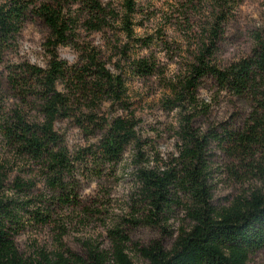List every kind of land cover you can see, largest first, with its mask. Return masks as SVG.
Returning <instances> with one entry per match:
<instances>
[{
    "label": "trees",
    "instance_id": "16d2710c",
    "mask_svg": "<svg viewBox=\"0 0 264 264\" xmlns=\"http://www.w3.org/2000/svg\"><path fill=\"white\" fill-rule=\"evenodd\" d=\"M120 2L121 10L114 11L108 2L86 1L83 22L88 30H101L116 23L126 39L118 51L129 71L140 77L152 75L156 70L152 58L129 55L130 45L143 44L140 38L134 37L132 29L135 1ZM69 3L70 0L0 3V60L28 17L36 18L47 29L43 45L48 54L43 67L21 63L18 73L10 79L13 88L27 89L20 97L21 102L27 97L38 101V118L27 119L13 112L11 117L2 119L0 106V144L24 162L23 169L5 188L6 173L0 164V264H132L125 254L128 237L120 227L108 231L109 253L88 248L84 259L63 246L54 252L39 249L23 257L13 243L15 236L26 227L50 224L54 207L77 205L75 182L71 177L73 161L87 157L96 167H112L131 143L135 146L133 188L129 195L131 217L123 222L164 231L178 211H182L186 222V226L177 229L168 251L157 240L138 249L145 264H247L256 253L264 254V192L252 191L216 210L211 205L209 164L205 160L209 142L217 141L258 155L259 166H264V27L253 33V47L248 55L218 66L211 58L213 47L225 12L232 9L222 0L208 43L194 55L179 87L170 90L173 101L166 100L168 108L185 100L192 103L199 80L210 77L218 91L249 102L250 113L244 131L225 133L218 140L212 131L200 133L193 128L192 114L181 115L175 130L173 154L164 161L153 154L149 166L135 137L136 123L130 113L98 118L90 110L80 115V124L91 126L98 138L91 147L81 151L83 157L71 159L62 137L54 129L58 121L73 117L70 97L57 91L58 82L80 84L86 90L84 97L98 103L95 109L107 102L108 107L128 111V103L124 100L122 75L105 69L92 49L87 51L79 68L58 58L57 48L69 43L74 34L75 19L64 12ZM90 68L89 83L85 74ZM5 191L11 195L7 196ZM44 193H49L51 199H46Z\"/></svg>",
    "mask_w": 264,
    "mask_h": 264
},
{
    "label": "rangeland",
    "instance_id": "374dc122",
    "mask_svg": "<svg viewBox=\"0 0 264 264\" xmlns=\"http://www.w3.org/2000/svg\"><path fill=\"white\" fill-rule=\"evenodd\" d=\"M70 0L65 14L75 19L74 34L66 45L57 48V56L67 65L81 67L89 49L96 53L103 67L123 78L128 111L108 107L107 102H90L84 97L80 84L57 83V91L70 97V119L54 125L62 137L69 157L81 156V151L91 147L98 138L92 127L80 124V115L91 110L99 117L110 118L130 113L136 123L135 137L144 158L151 166L153 154L166 160L173 154L176 142L175 130L181 115L192 114L193 128L200 133L212 131L218 140L225 133L242 132L250 113L249 102L220 92L210 77H202L196 88L194 101L175 103L170 108L166 100L173 101L171 89L178 88L188 65L203 44L209 41V32L222 0H134L132 29L134 37L142 40L141 46L129 44L130 57L145 55L155 62L152 75L140 77L129 71L118 49L126 39L118 31L117 24L101 30H88L84 24L85 2ZM108 2L114 11L121 10L120 0ZM4 0H0L3 3ZM230 12L220 22V33L215 40L212 60L218 66L249 54L253 47V33L264 27V0H226ZM47 29L36 18L28 17L15 41L4 50L0 60V106L1 118L7 119L19 112L27 119H37V100L20 97L27 89H15L10 81L18 73L21 63L43 67L48 54L43 45ZM85 79L90 83L88 72ZM78 119V121H76ZM135 153L129 144L120 160L112 167H96L87 158L73 161L71 177L75 182L77 205L54 207L52 222L42 227H26L13 239L14 247L23 256H31L36 250L54 252L63 246L85 258L88 248L110 252L108 231L120 227L128 237L125 254L132 264H145L138 249L157 240L168 251L177 229L186 226L182 211H178L162 231L158 227L129 226L123 220L131 215L129 195L133 188ZM209 164L208 184L211 186V205L216 210L225 208L236 197L248 196L252 191L264 192V166L260 157L248 154L231 145L209 142L205 152ZM0 164L6 173L3 183L9 181L24 167L20 158L0 144ZM26 170V168H25ZM39 186V192H41ZM7 196L11 193H6ZM51 199L49 193H44ZM170 233V235L168 234ZM247 264H264V254L256 253Z\"/></svg>",
    "mask_w": 264,
    "mask_h": 264
}]
</instances>
